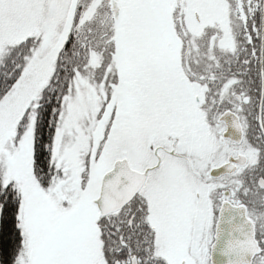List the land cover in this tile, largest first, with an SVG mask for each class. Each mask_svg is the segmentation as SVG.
<instances>
[{
  "label": "snow or ice",
  "instance_id": "6c2138e0",
  "mask_svg": "<svg viewBox=\"0 0 264 264\" xmlns=\"http://www.w3.org/2000/svg\"><path fill=\"white\" fill-rule=\"evenodd\" d=\"M0 264H264V0H0Z\"/></svg>",
  "mask_w": 264,
  "mask_h": 264
}]
</instances>
